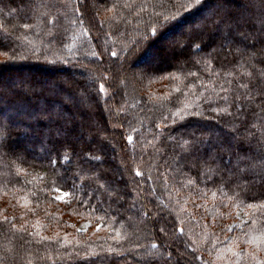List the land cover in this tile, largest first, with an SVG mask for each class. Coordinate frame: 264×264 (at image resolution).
Returning a JSON list of instances; mask_svg holds the SVG:
<instances>
[{"label": "trees", "instance_id": "16d2710c", "mask_svg": "<svg viewBox=\"0 0 264 264\" xmlns=\"http://www.w3.org/2000/svg\"><path fill=\"white\" fill-rule=\"evenodd\" d=\"M0 264H264V0H0Z\"/></svg>", "mask_w": 264, "mask_h": 264}, {"label": "rangeland", "instance_id": "374dc122", "mask_svg": "<svg viewBox=\"0 0 264 264\" xmlns=\"http://www.w3.org/2000/svg\"><path fill=\"white\" fill-rule=\"evenodd\" d=\"M174 38H175V36L169 35L162 42H160L159 44L163 45L164 50H166V48H167V51H168V49H170V50L172 49L173 50L174 48H176L175 45H174ZM178 50H179L178 53H184L186 48L178 46ZM175 51L177 52V49ZM152 58H153L152 55L148 54V56H146V59H145L144 62L139 63L138 65H136L135 70L136 71H141L142 68H144L146 65H148L149 62L152 61ZM55 197L57 199H59V200H64L66 198V194L65 193H61V192H57V193H55ZM234 217L235 218L232 220L230 228L240 227L243 224L244 220H245V215H244V212L242 210H237L235 212V216ZM89 224H90L89 221H81L78 224L77 228H78V230H86L88 228Z\"/></svg>", "mask_w": 264, "mask_h": 264}, {"label": "snow or ice", "instance_id": "6c2138e0", "mask_svg": "<svg viewBox=\"0 0 264 264\" xmlns=\"http://www.w3.org/2000/svg\"><path fill=\"white\" fill-rule=\"evenodd\" d=\"M119 195V194H118Z\"/></svg>", "mask_w": 264, "mask_h": 264}]
</instances>
